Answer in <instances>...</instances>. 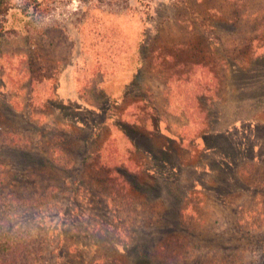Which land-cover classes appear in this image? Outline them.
<instances>
[{
  "label": "rangeland",
  "instance_id": "rangeland-1",
  "mask_svg": "<svg viewBox=\"0 0 264 264\" xmlns=\"http://www.w3.org/2000/svg\"><path fill=\"white\" fill-rule=\"evenodd\" d=\"M187 80L219 84L196 100ZM0 117L24 139L0 149L4 175L53 185L4 222L51 225V263L264 264V0L18 8L0 16Z\"/></svg>",
  "mask_w": 264,
  "mask_h": 264
},
{
  "label": "trees",
  "instance_id": "trees-1",
  "mask_svg": "<svg viewBox=\"0 0 264 264\" xmlns=\"http://www.w3.org/2000/svg\"><path fill=\"white\" fill-rule=\"evenodd\" d=\"M40 1L42 0H22V3H18L16 0H0V16H2L3 19H6L8 15H10L14 10H17L18 8L21 9L22 14L27 15L30 13L32 4L34 3L35 5H37ZM170 57L167 56V59ZM212 71L216 73L215 69H213ZM190 74L192 77V73ZM175 75H177V73L171 74V76H169V79L167 80L168 84H174L173 81L175 79H172L175 78ZM222 78H224L222 75L219 76L216 74L215 79H218V82H220ZM176 81V85L181 86L179 84L180 79H177ZM189 81L190 80L185 81L186 83L183 87L186 88L187 93L190 91L191 95L197 90H203L207 93L210 92L212 94L213 92H216V87L219 84L218 83L215 85V83L211 82L208 85H204L201 82L196 81V83L194 81L193 83H189ZM176 85H170L169 89L167 90L170 91V93H168V96L169 103L170 105L172 104V106V94H175L178 91L177 88H179L176 87ZM208 94L202 92L195 93L194 96L196 100H199L202 96L209 97ZM183 99H185V97ZM174 108L176 109V112L179 111V114H182L186 111L185 108L181 109L179 105ZM1 118L3 119V117H0V120ZM3 131L0 130V149L4 148L6 145L17 146L19 145L18 142L21 143L24 140L18 139V137H16L18 132L15 130L10 129L8 131ZM17 139L19 140L18 142ZM107 144H109L110 148L107 147ZM111 148L112 147L110 146L108 139V141L105 142V146H103L99 151L96 152V155L98 154V162L93 166L95 170L101 171V168H106L104 166H101V162L105 157L109 160ZM112 153L113 152L111 151V155ZM5 166L8 167V165H5L4 162L0 161V228L2 231V233L0 234V264H53L51 263V258H46V255L53 254V251H50V249H48L49 247H52L54 245V233L52 231L51 225H47L43 222H36V220L32 221L31 226L35 225L36 230H40L38 232L41 237L38 236V238L36 239L38 240V242H36V240L32 237V233H27V229L15 227L11 224L7 225L4 222V220H8L11 223L18 212H25L26 210L28 211L29 209H34L36 205L42 204L43 202H47L49 199H51V193L49 190L53 185L49 182V184L47 185V189L42 190V192L37 195H33L34 193H22L19 189H16L17 181H11V179L13 178H11L10 173L5 172L4 175L2 169L6 168ZM113 171L114 170L112 169L111 171L106 172L105 183L107 182V184L115 190V188L122 185V183L119 185L118 180L124 178L123 175H126L117 170L123 175L118 174L121 177L116 179L115 177H113ZM127 183V181L124 182L122 190L127 189ZM86 192H88V189H86ZM57 247L59 249H62L60 245H58ZM67 262L68 264H70L69 261Z\"/></svg>",
  "mask_w": 264,
  "mask_h": 264
}]
</instances>
